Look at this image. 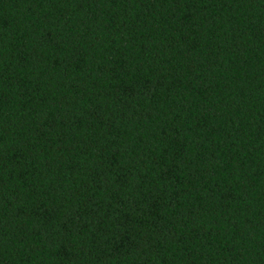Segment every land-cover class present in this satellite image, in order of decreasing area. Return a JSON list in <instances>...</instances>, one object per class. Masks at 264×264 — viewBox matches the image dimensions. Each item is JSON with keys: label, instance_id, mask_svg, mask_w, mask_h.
<instances>
[{"label": "trees", "instance_id": "obj_1", "mask_svg": "<svg viewBox=\"0 0 264 264\" xmlns=\"http://www.w3.org/2000/svg\"><path fill=\"white\" fill-rule=\"evenodd\" d=\"M0 264H264V0H0Z\"/></svg>", "mask_w": 264, "mask_h": 264}]
</instances>
